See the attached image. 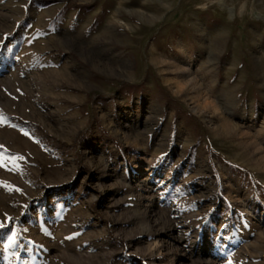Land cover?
<instances>
[{
  "label": "rangeland",
  "instance_id": "374dc122",
  "mask_svg": "<svg viewBox=\"0 0 264 264\" xmlns=\"http://www.w3.org/2000/svg\"><path fill=\"white\" fill-rule=\"evenodd\" d=\"M68 254L264 264V0H0V264Z\"/></svg>",
  "mask_w": 264,
  "mask_h": 264
},
{
  "label": "bare ground",
  "instance_id": "6f19581e",
  "mask_svg": "<svg viewBox=\"0 0 264 264\" xmlns=\"http://www.w3.org/2000/svg\"><path fill=\"white\" fill-rule=\"evenodd\" d=\"M68 257H69V254H68V256H65V255H63V257H61L62 258V261L60 262L59 260V264H68ZM72 260H73V263H75V264H79V261L76 259V260H74L73 258H71ZM54 261V260H53ZM55 262V261H54ZM70 262V261H69ZM71 263V262H70Z\"/></svg>",
  "mask_w": 264,
  "mask_h": 264
}]
</instances>
